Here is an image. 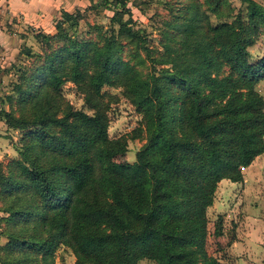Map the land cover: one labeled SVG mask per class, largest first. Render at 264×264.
Wrapping results in <instances>:
<instances>
[{
  "label": "trees",
  "instance_id": "trees-1",
  "mask_svg": "<svg viewBox=\"0 0 264 264\" xmlns=\"http://www.w3.org/2000/svg\"><path fill=\"white\" fill-rule=\"evenodd\" d=\"M89 2L113 10L109 35L97 28L98 39H86L77 32L79 10L62 9L55 32H34L40 50L22 46L24 56L45 65L26 89L16 88L29 111L1 110L10 128L33 129L23 135L19 159L0 160L2 210L9 214L0 251L17 253L0 259L54 264L53 250L65 245L72 264H138L144 257L155 264H232L206 251V208L221 179L241 181L242 167L264 152V100L254 89L264 77V56L250 62L246 47L249 32L264 24V5L245 0L242 23L205 27L187 4L173 23L178 39L164 35L163 51L153 56L131 26L126 0ZM208 2L216 7L221 0ZM120 37L133 44L127 60ZM53 41L62 45L47 52ZM140 51L149 61L145 72L130 63ZM10 68L26 78L25 68ZM66 80L92 113L64 98ZM103 85L121 87L141 114L139 125L117 137L107 132L115 96ZM144 135L134 162L115 160L128 139ZM222 229L218 217L215 232Z\"/></svg>",
  "mask_w": 264,
  "mask_h": 264
},
{
  "label": "rangeland",
  "instance_id": "rangeland-1",
  "mask_svg": "<svg viewBox=\"0 0 264 264\" xmlns=\"http://www.w3.org/2000/svg\"><path fill=\"white\" fill-rule=\"evenodd\" d=\"M209 0H126L130 8L133 22L131 26L140 31L145 39V44L152 48V55L157 56L163 51L162 39L164 35L172 33L175 35L173 23H179V10L187 4H192L193 8L200 11V23L205 27L216 25L219 22L233 23L237 26L243 22L245 14V0H221L219 6L215 3L210 4ZM264 5V0H254ZM57 14L53 17L52 24L61 17V10L65 9L72 13L79 14L77 20V32L86 39L97 40L99 28L103 33L109 35L112 23L113 10L103 6L91 8L89 0H58ZM124 19L127 18L125 14ZM29 25H23L22 30L28 31ZM54 27L52 32H55ZM73 33V30H69ZM178 35L173 39H178ZM122 44L121 57L125 60L132 55L133 44L128 43L127 38H119ZM28 40L27 42L35 46ZM38 44V43H37ZM36 50H40L39 44ZM62 45L61 41H53L47 52L56 50ZM248 59L254 62L264 56V24H260L259 29L249 32ZM22 48H20L21 50ZM44 56V55H43ZM1 61V60H0ZM130 63L145 72L149 69V61L144 59V52L140 51L139 56H132ZM26 69V78H19L20 73L14 69H9L10 65ZM44 59L31 57L28 58L22 54L15 57L14 60L0 62V160L4 163L10 160L19 159L18 150L22 147L23 135L32 130L10 128L2 118L1 110H10L16 115L20 112H28L29 103H21L18 90H24L29 83L30 75L34 72L40 73L38 68L44 67ZM167 65V64H166ZM169 66V65H168ZM157 69L161 67L156 65ZM44 68H42L43 70ZM228 65L224 67L227 71ZM41 70V71H42ZM18 90H17V89ZM254 89L257 90L264 100V77L259 78L254 83ZM62 94L64 98L76 109H82L92 113L83 100V94L76 85L66 80L62 85ZM102 90L113 94L115 99L110 98V105L107 111L109 123L107 132L110 137H117L141 123V114L135 110L131 101L123 94L119 86L103 85ZM13 96V97H12ZM30 96V94L28 95ZM146 142V136L142 138L128 139V147L124 153L118 154L115 160L118 162H134L136 152ZM243 179L241 181H231L227 178L221 179L214 194L212 205L206 208L207 215V235L205 248L208 254L213 255L221 261L232 264H264V152L257 155L250 164L242 167ZM5 202L0 196V246L7 240L9 224L5 217L9 214L4 212ZM218 217L222 220V234L215 232V222ZM0 254L6 259L16 256L8 255L4 250ZM5 255V256H4ZM75 257L71 249L65 245H59L53 250L54 264H72ZM34 264H41L39 258L33 261ZM0 264L3 261L0 259ZM16 264H24L17 262ZM138 264H155L149 258H141Z\"/></svg>",
  "mask_w": 264,
  "mask_h": 264
},
{
  "label": "crops",
  "instance_id": "crops-1",
  "mask_svg": "<svg viewBox=\"0 0 264 264\" xmlns=\"http://www.w3.org/2000/svg\"><path fill=\"white\" fill-rule=\"evenodd\" d=\"M56 1L58 0H0L1 61L14 60L20 54L23 45L37 49L34 32L53 31L52 19L58 8ZM23 25H29V30L23 31L21 29ZM32 39L35 46L31 45ZM0 139L3 137L0 136Z\"/></svg>",
  "mask_w": 264,
  "mask_h": 264
}]
</instances>
